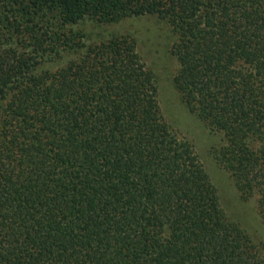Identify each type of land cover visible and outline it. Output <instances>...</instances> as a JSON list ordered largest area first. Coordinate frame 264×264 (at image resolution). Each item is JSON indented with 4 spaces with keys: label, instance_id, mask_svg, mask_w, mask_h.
<instances>
[{
    "label": "trees",
    "instance_id": "trees-1",
    "mask_svg": "<svg viewBox=\"0 0 264 264\" xmlns=\"http://www.w3.org/2000/svg\"><path fill=\"white\" fill-rule=\"evenodd\" d=\"M145 16L264 221V0H0V264H264L138 38L108 30Z\"/></svg>",
    "mask_w": 264,
    "mask_h": 264
},
{
    "label": "rangeland",
    "instance_id": "rangeland-1",
    "mask_svg": "<svg viewBox=\"0 0 264 264\" xmlns=\"http://www.w3.org/2000/svg\"><path fill=\"white\" fill-rule=\"evenodd\" d=\"M167 28V24L155 17L145 16L125 19L109 26L108 30L129 34L135 38L136 43L138 38L139 52L161 78L159 99L165 118L171 122L174 131L193 143L210 175L220 206L227 218L236 221L255 242L259 253L264 255V221L259 213L257 195L248 199L240 197L231 177L214 156V150L223 144L222 136L202 125L196 116L187 110L171 85L170 74L174 63L166 53V46L171 39Z\"/></svg>",
    "mask_w": 264,
    "mask_h": 264
}]
</instances>
